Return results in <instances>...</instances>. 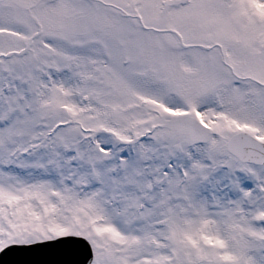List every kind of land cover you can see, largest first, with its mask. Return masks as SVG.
<instances>
[{
  "label": "snow or ice",
  "instance_id": "1",
  "mask_svg": "<svg viewBox=\"0 0 264 264\" xmlns=\"http://www.w3.org/2000/svg\"><path fill=\"white\" fill-rule=\"evenodd\" d=\"M0 264H264V0H0Z\"/></svg>",
  "mask_w": 264,
  "mask_h": 264
}]
</instances>
